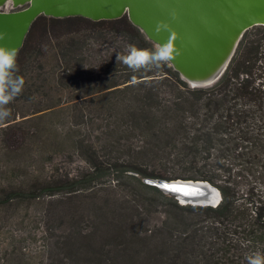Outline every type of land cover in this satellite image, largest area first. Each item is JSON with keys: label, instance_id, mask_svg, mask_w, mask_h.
Instances as JSON below:
<instances>
[{"label": "trees", "instance_id": "16d2710c", "mask_svg": "<svg viewBox=\"0 0 264 264\" xmlns=\"http://www.w3.org/2000/svg\"><path fill=\"white\" fill-rule=\"evenodd\" d=\"M131 43L154 46L127 14L34 19L18 50L24 90L0 121V210L108 176L133 201L127 230L118 208L106 227L113 264L138 255L144 264H247L264 252V25L244 32L207 86H190L170 64L133 73L116 60ZM17 117L33 119L22 133ZM56 152L85 165L49 166ZM147 177L207 180L221 200L181 204ZM154 212L163 217L150 227Z\"/></svg>", "mask_w": 264, "mask_h": 264}, {"label": "water", "instance_id": "95a60500", "mask_svg": "<svg viewBox=\"0 0 264 264\" xmlns=\"http://www.w3.org/2000/svg\"><path fill=\"white\" fill-rule=\"evenodd\" d=\"M10 5L11 9H4ZM176 9L177 20L169 12ZM81 15L93 20L129 19L154 43L164 42L167 31L156 32L159 21L171 22L182 54L171 67L192 86L216 81L229 64L246 30L264 25V0H0V44L19 50L34 21L40 15ZM181 204L216 206L219 189L207 180L144 178ZM167 185L168 187H164Z\"/></svg>", "mask_w": 264, "mask_h": 264}, {"label": "rangeland", "instance_id": "374dc122", "mask_svg": "<svg viewBox=\"0 0 264 264\" xmlns=\"http://www.w3.org/2000/svg\"><path fill=\"white\" fill-rule=\"evenodd\" d=\"M23 118L17 117L21 120L13 126L21 133L33 121ZM5 130L0 127V143ZM26 151L23 154L20 150L21 158L26 157L28 148ZM30 156V163L38 162V158ZM1 159L0 151V163ZM48 165L76 173L85 164L75 155L69 159L56 152ZM116 184L107 176L73 192L12 201L7 212L0 210V264H113L112 252L104 256L112 245L107 224L113 222V208H118L121 229L127 230L130 214L124 208H133V201H128L130 195ZM161 217L163 213L154 212L150 227L158 224ZM124 237L125 234L118 240L120 247ZM142 260L138 255L132 264H144Z\"/></svg>", "mask_w": 264, "mask_h": 264}, {"label": "clouds", "instance_id": "9594fccd", "mask_svg": "<svg viewBox=\"0 0 264 264\" xmlns=\"http://www.w3.org/2000/svg\"><path fill=\"white\" fill-rule=\"evenodd\" d=\"M172 20H177L179 13L176 9L169 12ZM167 31L170 33L164 42H157L153 47L143 48L135 43L129 44L122 53H118L116 60L133 73L141 71L161 70L172 63L182 54V49L177 45L178 35L171 22L161 20L156 25V32ZM6 33L0 31V40L5 39ZM18 49L0 44V121L10 116L8 105L22 94L25 78L19 74L17 64ZM247 264H264V252L259 250L251 252L245 257Z\"/></svg>", "mask_w": 264, "mask_h": 264}, {"label": "flooded vegetation", "instance_id": "af4514ba", "mask_svg": "<svg viewBox=\"0 0 264 264\" xmlns=\"http://www.w3.org/2000/svg\"><path fill=\"white\" fill-rule=\"evenodd\" d=\"M4 9H11L10 5H6Z\"/></svg>", "mask_w": 264, "mask_h": 264}, {"label": "snow or ice", "instance_id": "6c2138e0", "mask_svg": "<svg viewBox=\"0 0 264 264\" xmlns=\"http://www.w3.org/2000/svg\"><path fill=\"white\" fill-rule=\"evenodd\" d=\"M164 187H168L167 185H164Z\"/></svg>", "mask_w": 264, "mask_h": 264}]
</instances>
